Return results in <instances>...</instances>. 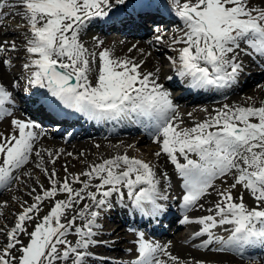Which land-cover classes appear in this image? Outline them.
Returning a JSON list of instances; mask_svg holds the SVG:
<instances>
[{"label": "snow or ice", "instance_id": "snow-or-ice-1", "mask_svg": "<svg viewBox=\"0 0 264 264\" xmlns=\"http://www.w3.org/2000/svg\"><path fill=\"white\" fill-rule=\"evenodd\" d=\"M114 4L126 5V0H0V20L16 15L26 22L30 35L25 36V51L29 58L23 69L30 73L29 84L46 89L64 108L89 120L131 122L155 137L160 149L155 156L166 155L174 173L182 178L183 210H191L210 194L209 190H215L217 179L226 182L233 177L228 188L217 192L221 200L214 205L215 215L194 221L203 226L194 238L207 235L198 247L209 248L215 243V251L237 254L247 248H264V105H224L194 127H180L171 93L157 82L155 73L140 70L142 62L118 59L104 50L99 52L98 67L93 68L96 53L80 42L79 34L93 18L110 17ZM250 4L251 0H172V10L184 25L183 38L174 43L185 46L179 49L177 59H170L176 75L186 79L189 88L230 87L242 68L240 52L264 57V0L260 7ZM161 39L156 37L157 41ZM9 47L15 51V42ZM6 50L0 44V53ZM0 64L10 66L11 61L0 60ZM14 103L13 91L0 83V120L12 115L6 105ZM11 127L8 135L0 133L2 189L19 179L15 173L28 164L39 135L34 129L40 126L31 120L12 119ZM35 155L43 160L39 151ZM44 172L51 187L43 195H36V203L18 215L6 234L7 243L0 249V264H86L90 255L87 250L101 243L94 239L102 229L98 218L105 209H112L114 194L119 205L128 207L124 203L127 199L132 211L141 217L154 219L168 211V173L158 174L156 165L142 159L127 155L106 159L90 171L72 177L73 183L83 185L79 189H74L68 178L58 186L54 169L50 174L47 169ZM80 176L87 179L82 181ZM93 180L99 182L93 184ZM238 185L253 197L252 206L245 204L242 194L233 196L232 190ZM58 193H67V198L56 200L29 232L25 221L35 218L30 214H38L39 204ZM85 200L91 203H84L69 218L68 211ZM180 223L193 221L185 215ZM218 225L231 226L225 229L230 232L226 239L212 231ZM73 231L78 236L74 244L67 239ZM21 235L28 237L27 243L20 239ZM139 237L137 255L130 264H178V257L166 247L144 239L143 233ZM161 256L168 257V261Z\"/></svg>", "mask_w": 264, "mask_h": 264}, {"label": "bare ground", "instance_id": "bare-ground-1", "mask_svg": "<svg viewBox=\"0 0 264 264\" xmlns=\"http://www.w3.org/2000/svg\"><path fill=\"white\" fill-rule=\"evenodd\" d=\"M10 2H15V0H10ZM172 7V0H126V5H117L115 8L109 10L112 13L121 12L123 15L122 19L113 21V18L103 17L106 20H103L102 17L93 18L79 34L80 42L90 52L96 53V63L93 64V68L98 67L99 52L104 50H108L113 57L118 59H130L134 62H142L140 70L143 73H155L159 77L157 82L163 84L164 88L171 93V99L174 105L177 104L180 106L179 111L176 113V122L180 123V127L182 128L194 127L197 123L209 119L217 111L222 110L224 105L232 108L260 107L264 105V72L250 74V66L255 64L252 58H249L248 63L245 65L244 74H248H246L243 80L238 79L226 89H215V91L205 93L195 99L194 94H190V91L176 82V68L173 66L171 69L162 64L167 62V57L164 55L161 56L162 51L169 48V40L164 37L165 33L161 32L162 39L157 41L159 45L156 44V41L150 40L151 37L149 39L146 38L147 33L150 32L148 28L151 25H149L150 22L155 24L157 28H162L165 31L178 30L179 32H184L183 22L175 15ZM5 11H8V9H5ZM16 11H22V9L17 8ZM5 17L9 18L8 20L11 22L14 20L18 22L20 21L19 18L22 19L16 15ZM21 22V25L26 24L23 19ZM8 24L14 26V29L2 32L1 30ZM9 31L16 32L13 39L16 40L15 44L17 48L15 51L0 53V60L7 59L11 61L10 66L0 64V83H3L13 93H17L18 89L22 86H24V89L29 88L31 90L28 84L30 73L23 69V64L28 62L29 58L25 51V36L30 35V33L27 27H18V25L5 22V20L0 22V44L7 42L5 43L7 44L5 46L7 50L11 41H8L4 35ZM183 35L178 40H181ZM102 41L107 43L106 47L101 50L99 42ZM177 44L182 45V43ZM242 46L244 47V45ZM171 55L172 57H178L179 52L175 51ZM169 74L172 75L170 81L167 80ZM91 76L93 83H95V73H92ZM185 91L188 93L179 94V92L184 93ZM21 109L23 112L19 113V111L15 110L10 117L0 120V133H4L5 135L11 133L12 119L29 121L27 118L28 114L32 116L34 114L43 116L46 119L50 117L44 113L41 107L32 109L31 112L27 106V102L25 106H21ZM253 122L256 121L253 120ZM62 125L65 127L66 132L70 133L69 137H65L64 131L51 132L50 128L44 125H39V128L34 129L39 134L38 139L34 142V150L28 164L15 173L19 177L16 180L18 183L14 184L13 182L9 190L2 191L3 189H0L3 192V197L0 198V220L3 219L2 223L5 222L4 224L7 228V230L0 229V249L7 243V231H11L14 227L18 215L23 212L24 208L36 203V195H43V191L51 187L44 169H47L49 174L53 169L56 171L57 175L55 179L58 181V186L65 178H68L71 186L74 189H79L83 185L73 183L72 177L79 176L82 172L90 171L92 166L102 163L106 159L127 155L130 158L142 159L156 165L158 174L160 172L171 174L172 178H174L173 181H170L171 188L176 190L173 186L179 178L178 174L174 173V169L166 155L162 154L160 157L155 156V153L160 149L159 145L154 142L155 137L150 135V133H136L137 131L140 132V130L132 127L107 130L103 129L102 122H98V127L91 125L88 128V122L81 118L74 119L71 123H59V126L62 127ZM72 130L74 131L73 133ZM36 151L40 152L43 160L35 155ZM49 153H52V155L49 156ZM53 160L55 163L52 162ZM38 164L40 165L39 168L37 167ZM80 179L83 181L87 177L80 176ZM98 182V180L92 181L93 184ZM233 182L234 180L231 176L227 178L226 182L218 179L215 182V190H210V194L203 197L198 205L194 206L191 210L185 211L181 208L180 211L188 217L201 215L206 210L209 211V209L215 211L214 205L221 200L217 192L228 188ZM88 191H94V188H89ZM232 194L234 197L242 194L245 204L248 206L253 205V197L242 186L238 185L232 190ZM66 198L67 193H58L56 197L42 201L39 204V213L33 212L30 214L35 218L32 221H25L27 230L29 232L34 230L36 223L40 222L41 218L49 213L56 200ZM84 203L91 202L89 200L81 201L79 205H75L73 209L68 211V217L70 218L72 215H75L83 207ZM125 204L127 205V203ZM119 210L121 212L123 211L121 205ZM168 216H170L169 219L172 223L176 225L177 213L170 211ZM132 221L133 225H130V221L127 219L125 213L124 215L111 213L103 220L99 217L98 222L102 225V230L99 231V234L94 239H100L101 243L90 246L87 250L90 255L86 258V264H130L137 255L136 241L140 238L139 230L143 227L147 229L145 221L139 216ZM191 221L193 223L186 224L188 229H198V227L202 226L197 225L194 220ZM62 222H64L63 219ZM76 223L80 225L81 221L77 220ZM134 225L138 228H135ZM225 227L231 228L228 225ZM184 228L186 227L181 228L180 231L176 229L171 237L160 236V238L154 240L152 235H150L151 237L144 235V239L166 247V250L171 255L178 257V264H198V262L199 264H251L249 261H244L231 254L217 252L215 250L209 251L210 248H206L205 250L193 249L190 243L186 244L182 239L181 232L186 231ZM114 237L119 238L114 240L112 239ZM133 238H135V241L134 244H131ZM20 239L25 243L28 242L26 235H21ZM67 239L74 244L78 236L73 231L67 236ZM93 252H98L106 257L104 260L99 259L92 255ZM247 255L254 260L256 259L254 264H264L263 251L256 249ZM161 259L168 261V257L165 256H161ZM168 264H174V262L168 261Z\"/></svg>", "mask_w": 264, "mask_h": 264}, {"label": "rangeland", "instance_id": "rangeland-1", "mask_svg": "<svg viewBox=\"0 0 264 264\" xmlns=\"http://www.w3.org/2000/svg\"><path fill=\"white\" fill-rule=\"evenodd\" d=\"M250 6H252V7H260L261 6V3H255V2H253V0H251V4H250ZM3 20H7V19H3ZM6 37H8V38H10L11 36H7V35H5ZM13 40V39H12ZM106 43L107 42H105V41H102L101 43H99L101 46H102V48H105L106 47ZM183 46V45H182ZM180 48H182V47H179V49ZM172 49H174V47H172ZM10 49H8L7 51H9ZM163 55V54H162ZM121 59V58H120ZM10 187H8L7 189H9ZM0 196H2L1 195V193H0ZM2 221H3V219L2 220H0V229H3V230H7V228L5 227V222H3L2 223ZM8 232V231H7ZM72 239H74V238H72ZM215 248V247H214ZM196 249V248H195ZM212 251V250H211Z\"/></svg>", "mask_w": 264, "mask_h": 264}]
</instances>
